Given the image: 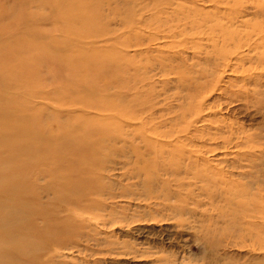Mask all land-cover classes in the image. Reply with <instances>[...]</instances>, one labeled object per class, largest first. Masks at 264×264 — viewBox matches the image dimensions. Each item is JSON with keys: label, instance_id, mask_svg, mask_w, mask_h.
<instances>
[{"label": "rangeland", "instance_id": "obj_1", "mask_svg": "<svg viewBox=\"0 0 264 264\" xmlns=\"http://www.w3.org/2000/svg\"><path fill=\"white\" fill-rule=\"evenodd\" d=\"M64 1L61 18L36 22L52 4L0 0V29L26 25L0 34V54L33 72L19 91L0 79V98L30 118L0 133V181L44 213L35 251L8 259L264 264V0ZM11 110L0 105V123ZM79 126L113 132L34 162ZM62 183L80 196L61 199Z\"/></svg>", "mask_w": 264, "mask_h": 264}, {"label": "bare ground", "instance_id": "obj_2", "mask_svg": "<svg viewBox=\"0 0 264 264\" xmlns=\"http://www.w3.org/2000/svg\"><path fill=\"white\" fill-rule=\"evenodd\" d=\"M35 1L38 2L41 6L43 5V6H49L50 7V5L52 4L53 5V8L52 9H54V12L51 14V16L49 15V16H41V18H35V17H33L31 15V16H27V18L33 17V20L36 21V22H41L40 20L41 19H44L43 21L46 22L45 21L46 19L48 20L50 18L51 19L53 18L54 20H57L58 18H61L62 17V14L59 12V7H60V4L59 3L61 2V0H35ZM66 1H64V2H66ZM58 4H59V6H58ZM63 5H65V3H63ZM64 8H65V6H64ZM82 8H84V6ZM80 9L81 8H79V10ZM87 11H85L86 13L84 12L85 13L84 15H86V14H88L90 12V11L89 12H87ZM71 12H72V9H71ZM75 12L78 15V12L76 10H75ZM64 14H66V12ZM28 15H30V13H28ZM67 15H64V16L66 17ZM74 15L75 14H73V16ZM78 16H80V15H78ZM98 16H99V13H98ZM44 17H46V18H44ZM86 17L83 18L82 20L84 22H86V24H87V22H89V21L86 19ZM87 18L89 19V17H87ZM26 19H24V20H26ZM96 19H98L97 16H96ZM82 20H80V21H82ZM5 23L6 22L1 23L0 26L3 27V25H6ZM20 24L21 23L17 24L16 27L13 24L7 25L6 28H3V29L1 28L0 29V34L1 35H3V34H7V35L17 34L18 29L20 30V28H19ZM21 25L23 27L26 26L25 24H21ZM105 25H107V24H105ZM33 39L34 40H41V39L37 38L36 35L35 36L29 35L27 40H29L30 46L29 45L23 46V48H22L23 51H28L29 50L30 53L32 54V51H33ZM19 56H20V53H18V52L13 53L11 56H8L7 55V52H4L3 54H0V79H1V81L5 80V82H7L9 80L10 82L9 81L7 82V84H9L8 87L9 88H13V89L18 90V91L21 89V86H22L21 84L23 82L27 81L26 79L28 77H31V75L26 74V73L32 72V71H29V70H26L25 69V67L27 65L22 66L20 64H17L16 66H14L10 62L8 63V61H9L10 58L12 60H15L16 58H18L17 62H19L20 61ZM91 66L92 67L91 68H88V69L95 68L96 65L93 64ZM11 71H13V75H12ZM27 71H29V72H27ZM9 74H11L12 76H10ZM14 75H16V76H14ZM120 89H121V87H120ZM78 90L80 91L81 88L76 89V91H78ZM73 91H75V89ZM32 95L35 96L34 93ZM66 101H67V103H69L70 102V99L69 100H66ZM90 103L91 102H88V101H85V100H84V102L83 101L81 102L82 105H86V106L93 105V102H92V104H90ZM5 104L8 107H11L12 108L11 112H12V115H13L12 116L13 119L12 120L7 119L6 120L7 123H0V133L6 134L9 130L10 131L13 130V129H17V130L19 129L20 130L21 127L23 129H27V127L30 124V118L26 114L29 115V113H26L25 112L23 115L20 114L18 112V109H16V107L18 106L17 101L10 100L8 102H5L3 98H0V105H5ZM119 114H121L120 111H119ZM7 118H9V117H7ZM26 124H28V125H26ZM40 128H41V126H40ZM79 128H81V126H79V127H77L75 129V132H80L77 136H74L75 133H73V132H71V133H68L67 132L68 134L64 135L59 140V142H57L56 145H53V146H55L54 147V150L58 149L57 147H59V149L56 152L55 151H51V152L50 151H47L48 152L47 153V152H43L42 151L43 149L38 150V151H42V152H37L38 154L35 155V157L33 158L34 162H36V161L38 162V161H41V160L43 161L44 159H47V156H49V155H50L49 158L55 157V159L56 158H63V159H65L67 157V159H68V157L74 155L75 152L76 153H79V152H82V151L87 150V148H92L93 149V147L95 145L94 142H93L94 139H96L98 136H101L102 137V135H101L102 133H105V132L112 133L113 132L109 128H102V129H100V128L93 127V128L90 129L89 132H88L87 129H85V130L84 129L83 130L81 129L80 130ZM85 138H86V140H85ZM35 142H36V140H35ZM69 143L70 144H73V145H70ZM40 144H42V143H40ZM67 144H69V145H67ZM97 146H100L99 143L97 144ZM41 148H43V147H41ZM96 153H97V151H96ZM98 160H99V158L97 159V161ZM57 167L56 168L53 167L52 169H49L50 170V174L52 175V177L55 180L58 179V178H61L62 175H63L62 173H60V170L61 169L60 168H57ZM8 177H9V175H8ZM11 177H13V176H11ZM10 179L8 178V180H10ZM6 181L5 180L3 181L5 183H2L0 181V201H2V204L8 202L7 200H8V198L11 195L14 196L16 199L14 201L12 200L11 203H9V202L7 203L9 207H6L5 206L4 208H0V264H17L16 261L10 260L8 258H10V257H19V256L27 255V253L30 254L32 251H35V248L33 247V243H35L33 241V229L35 227L34 226L35 223H37V222H34V219H35L36 216H38V213L40 214L39 215L40 217L41 216H44V213H40L38 211H36V212L34 211L35 213H33V207H34L33 204H35L34 201H33V203H29V201H28V203H26V201H24V199L21 198L22 196L24 197V195L21 194V191L20 192H17L16 189H15V186H13L14 188L12 187L13 190L15 189L13 191L9 187H7L9 184L7 185ZM61 182H64V181H61ZM15 183H16V181H15ZM22 184L23 183H21V185ZM19 185L20 184L17 183V186H19ZM59 187H61L60 190H59L60 193H61L60 194L61 195V199L66 198L68 195H72L73 198H78L80 196V195L79 196L78 195L76 196L75 194H73L72 193V190L68 187V184L65 185V184L62 183V186H59ZM18 189H19V187H18ZM27 189H29V188H27ZM22 193H26V191L24 192V190H22ZM73 195H75L76 197H74ZM25 196H27V195H25ZM31 197H33V195ZM20 199H22V200H20ZM9 200H10V198H9ZM0 207H1V205H0ZM17 239H19V241H17ZM33 248H34V250H33ZM31 259L33 261V257H31Z\"/></svg>", "mask_w": 264, "mask_h": 264}]
</instances>
